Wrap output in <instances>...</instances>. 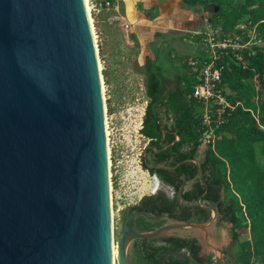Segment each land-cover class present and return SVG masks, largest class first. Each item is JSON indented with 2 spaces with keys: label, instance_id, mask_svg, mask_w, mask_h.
<instances>
[{
  "label": "water",
  "instance_id": "1",
  "mask_svg": "<svg viewBox=\"0 0 264 264\" xmlns=\"http://www.w3.org/2000/svg\"><path fill=\"white\" fill-rule=\"evenodd\" d=\"M109 188L102 79L84 0H0V264H113ZM199 202L209 220L217 216ZM137 217L202 224L147 212L126 218L117 264H133L129 241L174 237L162 236L164 225L127 227Z\"/></svg>",
  "mask_w": 264,
  "mask_h": 264
},
{
  "label": "trees",
  "instance_id": "2",
  "mask_svg": "<svg viewBox=\"0 0 264 264\" xmlns=\"http://www.w3.org/2000/svg\"><path fill=\"white\" fill-rule=\"evenodd\" d=\"M182 2L188 7L218 6V11L211 13L216 20L213 28L219 25L218 39L232 34L243 36L245 30L253 29L259 43L229 49L215 61L222 68V96L229 106L222 113V124L213 128V142L207 145L199 167L193 161L205 130L204 105L192 97L196 82L193 72L180 75L175 87L165 93L159 69L153 63L147 66V105L140 133L148 143L142 166L173 195L158 191L143 197L128 211L154 216L163 213L180 222L204 223L210 211L199 206L180 207L177 195L180 193L186 204H196L200 199L201 204L217 211L218 221L231 225L235 263L253 264L254 260L255 264H264V0ZM189 182L190 189L185 191ZM139 220L149 224L146 232L165 221ZM247 234L250 238L243 239ZM199 251L193 238L141 240L129 259L133 264H211L210 257H200ZM181 252L187 256L180 258Z\"/></svg>",
  "mask_w": 264,
  "mask_h": 264
},
{
  "label": "rangeland",
  "instance_id": "3",
  "mask_svg": "<svg viewBox=\"0 0 264 264\" xmlns=\"http://www.w3.org/2000/svg\"><path fill=\"white\" fill-rule=\"evenodd\" d=\"M86 5L102 79L110 216L116 247L126 208L158 191L167 196L173 194L142 166L141 158L148 143L140 133L147 105L146 68L153 63L159 69V79L168 93L180 75L192 73L190 60L205 57V36L210 32L217 36L220 30L219 25L213 28L216 20L205 7L200 4L188 7L182 0H86ZM244 32L243 36L232 34L240 37L239 49L259 43L253 29ZM206 148L200 143L196 163ZM164 220L167 228L162 236L193 238L200 247L198 255L210 257L211 264H236L231 225L218 221L217 216L184 229ZM249 238V234L243 236ZM133 242L126 246L128 255ZM179 256L187 255L181 252Z\"/></svg>",
  "mask_w": 264,
  "mask_h": 264
},
{
  "label": "built area",
  "instance_id": "4",
  "mask_svg": "<svg viewBox=\"0 0 264 264\" xmlns=\"http://www.w3.org/2000/svg\"><path fill=\"white\" fill-rule=\"evenodd\" d=\"M108 5V2L106 3ZM244 27L241 26V29ZM239 36H226L218 39L214 32L208 33L204 38L205 58L190 60L189 67L192 69L196 82L192 87V97L204 105L203 124L205 130L200 139L202 145L213 142V128L222 124V113L229 106L222 96L221 72L222 68L215 61L226 54L229 49L238 50L237 41Z\"/></svg>",
  "mask_w": 264,
  "mask_h": 264
},
{
  "label": "flooded vegetation",
  "instance_id": "5",
  "mask_svg": "<svg viewBox=\"0 0 264 264\" xmlns=\"http://www.w3.org/2000/svg\"><path fill=\"white\" fill-rule=\"evenodd\" d=\"M188 189H190V186L188 187V188H186V187H184V190L186 191V190H188ZM173 195V194H172ZM200 200V199H199ZM199 200L197 201V203L196 204H193V203H191V204H186V203H184L183 202V204H180V207H186V208H189V207H194V206H198L197 204H198V202H199ZM201 201V200H200ZM200 203V202H199ZM200 205L201 206H204L203 204H201L200 203ZM204 207H211V206H209V205H207V206H204ZM203 208V207H202ZM212 208V207H211ZM206 209V208H205ZM214 209V208H213ZM208 210V209H207ZM215 210V209H214ZM208 211H210V210H208ZM176 212H179L178 210L176 211ZM217 212V211H216ZM137 213H140V212H136V211H128V208H126L125 210H124V212H122V219L123 220H125L126 218H130V217H132L133 215H135V214H137ZM163 214V213H162ZM212 214V212L210 211V215ZM168 215V214H167ZM210 215H209V217H210ZM169 216V215H168ZM209 217H208V219H207V221L209 220ZM139 218L140 217H137V218H135V219H130L128 222H127V227H129V228H135V229H138L139 231H149L148 229H146V228H149V224H147V223H143L142 221L140 222V220H139ZM217 218H218V216H217ZM206 221V222H207ZM165 222V221H164ZM191 223H197V222H194V221H190ZM190 222H188V223H190ZM205 223V222H204ZM164 225V223L162 224V226ZM161 227V226H160ZM159 228V227H158ZM157 229V228H156ZM179 238H181V237H179ZM181 239H191V238H181ZM141 240H143V239H134V242H133V245H132V248H131V250L129 251V255L131 254V252L133 251V249L135 248V246H136V244H138ZM162 240V239H161ZM160 241V240H159Z\"/></svg>",
  "mask_w": 264,
  "mask_h": 264
},
{
  "label": "bare ground",
  "instance_id": "6",
  "mask_svg": "<svg viewBox=\"0 0 264 264\" xmlns=\"http://www.w3.org/2000/svg\"><path fill=\"white\" fill-rule=\"evenodd\" d=\"M85 2V8H86V12L88 11V6L86 5V0H84ZM87 15H88V12H87ZM89 18V16H88ZM89 22H90V19H89ZM91 25V24H90ZM94 39V38H93ZM111 231H112V225H111ZM111 248H112V258H113V264H116L117 262V245L115 247V244H114V241H113V233H112V239H111Z\"/></svg>",
  "mask_w": 264,
  "mask_h": 264
}]
</instances>
